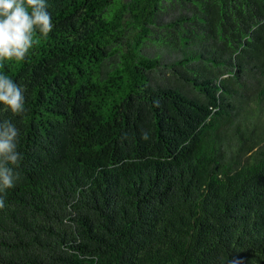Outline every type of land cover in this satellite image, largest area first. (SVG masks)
<instances>
[{
  "label": "trees",
  "instance_id": "16d2710c",
  "mask_svg": "<svg viewBox=\"0 0 264 264\" xmlns=\"http://www.w3.org/2000/svg\"><path fill=\"white\" fill-rule=\"evenodd\" d=\"M48 6L0 264H264V0Z\"/></svg>",
  "mask_w": 264,
  "mask_h": 264
},
{
  "label": "clouds",
  "instance_id": "9594fccd",
  "mask_svg": "<svg viewBox=\"0 0 264 264\" xmlns=\"http://www.w3.org/2000/svg\"><path fill=\"white\" fill-rule=\"evenodd\" d=\"M48 0H0V67L23 61L37 43L36 33L47 36L55 27ZM0 111L19 115L26 110L25 87L0 71ZM20 130L11 119L0 120V208L5 192L18 179L16 168L23 159L19 151Z\"/></svg>",
  "mask_w": 264,
  "mask_h": 264
}]
</instances>
